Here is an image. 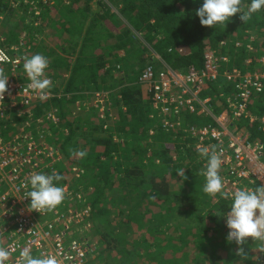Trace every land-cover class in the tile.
I'll use <instances>...</instances> for the list:
<instances>
[{
    "label": "trees",
    "instance_id": "16d2710c",
    "mask_svg": "<svg viewBox=\"0 0 264 264\" xmlns=\"http://www.w3.org/2000/svg\"><path fill=\"white\" fill-rule=\"evenodd\" d=\"M203 2L0 0V45L7 51L28 41L32 48L42 47L38 50L49 60L56 94L0 118V142L10 139L15 126L41 118L60 155L47 174H59L57 186L69 189L57 208L79 218L75 233L82 223L93 225L102 254L115 250L119 255L103 264H159L153 260L157 254L161 264H184V245L205 238L212 241L211 261L221 257L227 264L228 255H222L237 247L235 242L227 247L225 239L224 216L232 200L203 192L206 180L200 173L206 159L199 157L189 134V127L208 125L211 118L186 109L178 128H163L152 93L139 81L147 66L198 70L206 52L228 57L220 61L221 70H264V9L247 22L236 14L226 27L213 28L202 26L195 14ZM250 2L243 0L244 10ZM38 21L47 24L42 22L46 32L34 24ZM99 92L107 94L109 103L102 110L93 100L86 103ZM232 93L233 81L222 77L211 80L205 92L214 113L227 107ZM247 108L253 121L246 116L235 124L245 125L251 140L264 141L259 129L264 92ZM52 110L56 123L47 119ZM80 150L87 152L84 158L77 154ZM179 169H185L187 179L179 177Z\"/></svg>",
    "mask_w": 264,
    "mask_h": 264
},
{
    "label": "built area",
    "instance_id": "2783aa9c",
    "mask_svg": "<svg viewBox=\"0 0 264 264\" xmlns=\"http://www.w3.org/2000/svg\"><path fill=\"white\" fill-rule=\"evenodd\" d=\"M240 44L241 41L237 40L236 45ZM24 57H28L25 50L13 53L0 45V69L9 76V91L5 93L4 101L0 100V118H5L13 110L32 108L56 95L50 88L48 97L41 100L27 87L30 81L23 68ZM156 59L161 61L157 55ZM227 60L228 57L206 52L203 67L198 70L190 67L181 72L166 65L161 69L147 66L139 81L152 93L163 128H178L181 125L179 115L186 109L211 118L212 122L208 125L189 127V134L196 140L194 146L197 152L198 148L207 147L220 155V171L226 172L222 177L225 191L232 192L264 185V141L251 140L245 125L235 124L236 120L246 116L250 122L253 121L247 107L258 94L264 92V70H221L220 61ZM261 61L264 62V56ZM45 76L50 79L49 67ZM218 77L233 81V93L226 98L227 107L214 113L211 97L205 92L211 80L215 81ZM95 96L86 98V103L93 100V105L100 110L109 105L105 92ZM47 119L56 123L55 111L48 112ZM259 121V129L264 133V115L259 117ZM50 139L41 118L35 117L15 126L10 139L0 142V184L3 187L0 193V247L10 250L6 264H20L21 253L25 249L30 250L34 257L54 256L58 264H83L94 249L90 236H86V225L76 231L78 234L75 233L79 218L71 210L68 214L58 208L41 213L29 210L30 203L25 195L31 188L30 177L53 172L52 164L60 159ZM204 163L206 165L207 159ZM61 187L66 193L69 191L67 185ZM85 224L89 228L88 223ZM226 231H229L227 226ZM259 264H264V253Z\"/></svg>",
    "mask_w": 264,
    "mask_h": 264
},
{
    "label": "clouds",
    "instance_id": "9594fccd",
    "mask_svg": "<svg viewBox=\"0 0 264 264\" xmlns=\"http://www.w3.org/2000/svg\"><path fill=\"white\" fill-rule=\"evenodd\" d=\"M264 9V0H251L250 5L244 10L243 0H204L201 7L196 9L195 14L199 17L202 26L216 28L217 25L226 27L227 22L236 14H240L241 21H249L253 14ZM34 24H37L34 22ZM20 47L23 45L19 43ZM18 45V46H19ZM25 50V49H22ZM20 52V51H19ZM26 52V50H25ZM16 53V52H13ZM24 57L23 68L30 83L29 89L38 94L39 99L48 97V91L52 87L51 67L49 60L43 54H34ZM49 67L50 79L45 73ZM8 78L4 71L0 69V100L4 101V95L9 91ZM50 137V136H49ZM201 158H206V170L201 171L205 177L203 192L210 196L219 194L224 199L231 198L232 204L225 217L226 226L229 229L226 240L229 243L235 242L237 248L235 255L241 260H247L249 252L245 245L249 238L258 243V252L264 253V185L254 189H236L232 192L225 191L223 178L220 175L222 160L215 150L210 151L207 147L198 148ZM80 158L87 155L85 150L78 153ZM179 177L187 179L185 169L177 170ZM62 177L59 174L37 173L30 177L31 190L25 197L30 198L29 210L41 212H51L55 210L66 198V191L63 187L57 186V181ZM221 216V215H217ZM10 257V250L0 247V264H6ZM259 260V257H257ZM20 264H58L54 256L34 257L30 250L25 249L21 253Z\"/></svg>",
    "mask_w": 264,
    "mask_h": 264
},
{
    "label": "rangeland",
    "instance_id": "374dc122",
    "mask_svg": "<svg viewBox=\"0 0 264 264\" xmlns=\"http://www.w3.org/2000/svg\"><path fill=\"white\" fill-rule=\"evenodd\" d=\"M42 22L44 24H46L44 21H41V22L38 21V23L36 25L39 26V29H43L46 32L45 25ZM46 26H47V24H46ZM2 27H3V24L0 22V29ZM48 30L49 29L47 28V31ZM30 39L33 40L32 38H30ZM31 42L30 41L25 42V43H23V45L21 47L19 44H18L19 46L17 44H15V45L11 46L10 48H8V51L17 53V52L21 51L22 49H25L26 52L29 54V57H31L32 55L37 54V53L43 54V55L45 54L42 51L38 50V49L42 48L39 45H37V48L36 47L32 48L31 44H30ZM151 54L156 58V54H154V52H152ZM101 106H102V103H101ZM203 164H205V163H203ZM257 185H259V184L257 183ZM82 225H86V227H85L86 234H87L86 236H87V238L90 236V241L93 242L92 245L94 248L91 255L87 258V260L84 263L88 262L89 264H103V262L106 261V259L111 260L115 256L119 257V255L115 254L116 253L115 250H114V252H110L109 254H102L98 250V248L96 247L97 246L96 241H94V239L96 238V233H94L92 230L93 225L91 226V223H90L89 228L87 227V224H85V223ZM170 230H172V228ZM226 236H227V233H226ZM168 238H169V235H168ZM222 238H223V236H222ZM225 239H226V237H225ZM211 242L212 241L205 238V239L200 240V242H196V244L194 246H192L191 244L184 245L183 253H182L185 256V258H183V259H184V262H186V263H184V264H223V263H225L226 260L221 258V257L218 258L217 260L213 259V262L211 261L212 260L211 258H215L213 255H209V253H212V251L210 250V248L212 246ZM258 243L259 242L255 243L253 240H248L247 244L245 245V248L249 252V257L246 261H249V259H250V260H252L253 264H259V260H260L262 253L258 252ZM226 246L230 247V243L228 244V242H227ZM236 248L237 247H234L233 249H229V251L227 250L226 253L224 255H222V257H225V255L226 256L228 255L229 259L227 260V264H233V261L237 262L238 264H243L245 262L244 260L242 261L239 256L235 255V249ZM168 252H169V250H168ZM217 256H218V254H217ZM257 257H259V260H257ZM153 260L155 262H158L159 264H161L160 259L158 257V254L154 255ZM241 262H243V263H241ZM177 264H181L180 261Z\"/></svg>",
    "mask_w": 264,
    "mask_h": 264
}]
</instances>
